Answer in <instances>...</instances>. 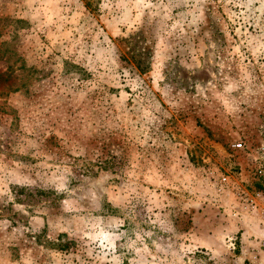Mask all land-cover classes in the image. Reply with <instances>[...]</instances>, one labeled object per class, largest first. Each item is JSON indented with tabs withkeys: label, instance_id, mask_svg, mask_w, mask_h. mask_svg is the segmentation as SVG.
Listing matches in <instances>:
<instances>
[{
	"label": "rangeland",
	"instance_id": "obj_1",
	"mask_svg": "<svg viewBox=\"0 0 264 264\" xmlns=\"http://www.w3.org/2000/svg\"><path fill=\"white\" fill-rule=\"evenodd\" d=\"M0 264H264V0H0Z\"/></svg>",
	"mask_w": 264,
	"mask_h": 264
},
{
	"label": "built area",
	"instance_id": "obj_2",
	"mask_svg": "<svg viewBox=\"0 0 264 264\" xmlns=\"http://www.w3.org/2000/svg\"><path fill=\"white\" fill-rule=\"evenodd\" d=\"M237 146H238V147H241L242 145H241V144H238ZM226 180H227V179H226L225 177L222 179L223 182H226Z\"/></svg>",
	"mask_w": 264,
	"mask_h": 264
}]
</instances>
